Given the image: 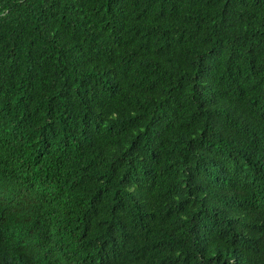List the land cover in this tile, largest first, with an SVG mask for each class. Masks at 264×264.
<instances>
[{
	"label": "trees",
	"instance_id": "obj_1",
	"mask_svg": "<svg viewBox=\"0 0 264 264\" xmlns=\"http://www.w3.org/2000/svg\"><path fill=\"white\" fill-rule=\"evenodd\" d=\"M0 264H264V0H0Z\"/></svg>",
	"mask_w": 264,
	"mask_h": 264
},
{
	"label": "clouds",
	"instance_id": "obj_2",
	"mask_svg": "<svg viewBox=\"0 0 264 264\" xmlns=\"http://www.w3.org/2000/svg\"><path fill=\"white\" fill-rule=\"evenodd\" d=\"M3 222L4 223H3L2 229L5 232H11V233L20 234V231H23L22 229L17 231L16 226H14L11 222H7V221H3Z\"/></svg>",
	"mask_w": 264,
	"mask_h": 264
}]
</instances>
